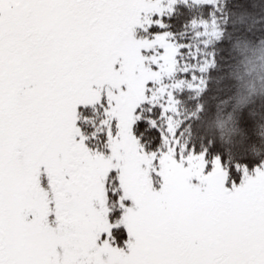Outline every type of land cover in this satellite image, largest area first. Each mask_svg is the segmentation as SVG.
Instances as JSON below:
<instances>
[{
  "label": "snow or ice",
  "instance_id": "snow-or-ice-1",
  "mask_svg": "<svg viewBox=\"0 0 264 264\" xmlns=\"http://www.w3.org/2000/svg\"><path fill=\"white\" fill-rule=\"evenodd\" d=\"M233 15L0 0V264H264V117L217 139L208 96Z\"/></svg>",
  "mask_w": 264,
  "mask_h": 264
},
{
  "label": "trees",
  "instance_id": "trees-1",
  "mask_svg": "<svg viewBox=\"0 0 264 264\" xmlns=\"http://www.w3.org/2000/svg\"><path fill=\"white\" fill-rule=\"evenodd\" d=\"M232 5L235 15L228 28L232 39L226 36L225 43L218 45L225 71L213 73L208 93L216 97L212 104H220L211 116L218 121L213 125L214 135L219 139L222 134L225 141L235 139L234 115L241 104L264 117V0H232ZM221 75L224 78L218 80Z\"/></svg>",
  "mask_w": 264,
  "mask_h": 264
}]
</instances>
